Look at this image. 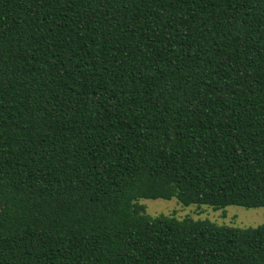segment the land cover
<instances>
[{"label":"trees","instance_id":"trees-1","mask_svg":"<svg viewBox=\"0 0 264 264\" xmlns=\"http://www.w3.org/2000/svg\"><path fill=\"white\" fill-rule=\"evenodd\" d=\"M264 0H0V264H264Z\"/></svg>","mask_w":264,"mask_h":264},{"label":"rangeland","instance_id":"rangeland-1","mask_svg":"<svg viewBox=\"0 0 264 264\" xmlns=\"http://www.w3.org/2000/svg\"><path fill=\"white\" fill-rule=\"evenodd\" d=\"M145 212L150 216L167 215L178 219H209L219 225L231 227H256L264 223V208L227 206L214 210L208 205H184L176 197L164 199H141Z\"/></svg>","mask_w":264,"mask_h":264}]
</instances>
